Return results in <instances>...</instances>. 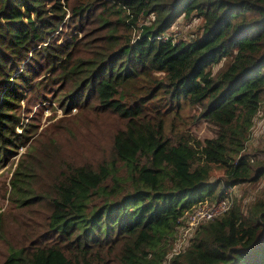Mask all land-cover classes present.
<instances>
[{
	"label": "trees",
	"instance_id": "1",
	"mask_svg": "<svg viewBox=\"0 0 264 264\" xmlns=\"http://www.w3.org/2000/svg\"><path fill=\"white\" fill-rule=\"evenodd\" d=\"M23 100L75 114L18 161L0 264H264V0H0L4 158ZM253 184L181 244L186 212Z\"/></svg>",
	"mask_w": 264,
	"mask_h": 264
},
{
	"label": "rangeland",
	"instance_id": "2",
	"mask_svg": "<svg viewBox=\"0 0 264 264\" xmlns=\"http://www.w3.org/2000/svg\"><path fill=\"white\" fill-rule=\"evenodd\" d=\"M176 23L177 24L173 29V33H175V41H185V39L190 35V33H193L196 30L199 22L194 20L190 23H187L184 21L183 18H180L178 21H176ZM21 107V121L16 127V131L22 132V129L26 124H31V127L29 128L27 133H33V135L29 138V140H27L26 143L21 144L17 148L11 150L10 154L8 155V158H4L2 154H0V213H3L5 209L8 208V206L12 203L10 199V192L7 193L8 190H6V186L7 188H9L8 184L10 185V178L12 176V173L18 161L26 153L33 140L43 131L44 128L48 126L50 127L52 124L58 122L59 120L71 117L75 114V110H72L69 114H66L65 109H61L58 104L50 101L43 102L38 100L26 103V101L23 100L21 102ZM182 113L185 116L188 114L187 110H184ZM196 131L200 138H204L207 135L202 125H199ZM263 139L264 114L262 119L259 120L255 127L253 139L250 141V143L254 144ZM222 173L223 172L220 169H214L213 171L211 181L212 183H216V185L218 186L216 191H219V189H221L220 186L221 181L223 179ZM244 191L248 192L250 200H254L261 195V186L253 184L244 187H236L227 191L225 193V196L231 197L233 204L234 199L238 198L241 195V192ZM198 206L190 209L188 212L185 213L186 216L183 218V226H186L187 224V216L191 215ZM202 223H200L199 225H201ZM198 226H196V228Z\"/></svg>",
	"mask_w": 264,
	"mask_h": 264
},
{
	"label": "built area",
	"instance_id": "3",
	"mask_svg": "<svg viewBox=\"0 0 264 264\" xmlns=\"http://www.w3.org/2000/svg\"><path fill=\"white\" fill-rule=\"evenodd\" d=\"M176 24L177 23L172 26V32ZM164 38H166V36ZM230 203L232 206L231 197H227L214 204H208L207 202L200 204L191 215L187 216V224L180 233L181 244L184 243L186 245L190 234L200 223L211 221L216 217L225 214L230 209Z\"/></svg>",
	"mask_w": 264,
	"mask_h": 264
}]
</instances>
